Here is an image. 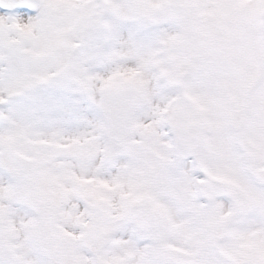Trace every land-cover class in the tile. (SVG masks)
Masks as SVG:
<instances>
[{
  "label": "snow or ice",
  "instance_id": "snow-or-ice-1",
  "mask_svg": "<svg viewBox=\"0 0 264 264\" xmlns=\"http://www.w3.org/2000/svg\"><path fill=\"white\" fill-rule=\"evenodd\" d=\"M0 264H264V0H0Z\"/></svg>",
  "mask_w": 264,
  "mask_h": 264
}]
</instances>
